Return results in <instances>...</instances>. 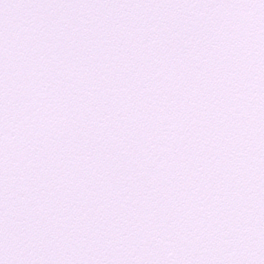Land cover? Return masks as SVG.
I'll return each mask as SVG.
<instances>
[{
  "label": "snow or ice",
  "instance_id": "obj_1",
  "mask_svg": "<svg viewBox=\"0 0 264 264\" xmlns=\"http://www.w3.org/2000/svg\"><path fill=\"white\" fill-rule=\"evenodd\" d=\"M0 264H264V0H0Z\"/></svg>",
  "mask_w": 264,
  "mask_h": 264
}]
</instances>
